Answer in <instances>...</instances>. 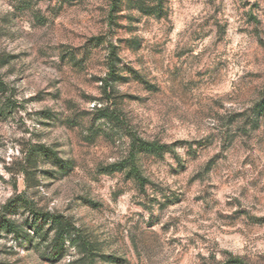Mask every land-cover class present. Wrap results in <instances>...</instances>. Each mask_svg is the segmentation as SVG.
<instances>
[{
    "label": "rangeland",
    "instance_id": "rangeland-1",
    "mask_svg": "<svg viewBox=\"0 0 264 264\" xmlns=\"http://www.w3.org/2000/svg\"><path fill=\"white\" fill-rule=\"evenodd\" d=\"M0 82V264H264V0H0Z\"/></svg>",
    "mask_w": 264,
    "mask_h": 264
},
{
    "label": "trees",
    "instance_id": "trees-1",
    "mask_svg": "<svg viewBox=\"0 0 264 264\" xmlns=\"http://www.w3.org/2000/svg\"><path fill=\"white\" fill-rule=\"evenodd\" d=\"M114 53H112V56H111V69L114 68V60H113V56ZM3 90V86H2V83L0 82V91ZM262 109H264V100L260 101L254 108L253 110V114H257L259 113V110L262 111ZM136 139V138H135ZM139 141V144L136 145V143L134 142L133 144V147H132V150H131V153H130V156H129V162H130V171L131 173L135 174L136 177L139 179V182L141 183L142 186H144V181H145V178L141 175L140 171H139V168L137 166V163H136V152L137 150H147V151H160L164 148V145L156 142V141H145L143 139H137ZM25 202L24 199L22 198H19L18 200H15V201H10L9 202V205L10 207L13 206V204H11L12 202L17 203V202ZM8 206H4V208H6ZM31 208V207H30ZM54 222L57 223V225H59L60 227L62 226V223H61V220L59 218V216L53 218ZM2 225L4 227H6L7 229H15V224L14 222H12L11 220L9 219H5L3 218V223ZM224 264H247L240 256H231Z\"/></svg>",
    "mask_w": 264,
    "mask_h": 264
}]
</instances>
